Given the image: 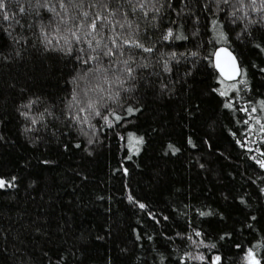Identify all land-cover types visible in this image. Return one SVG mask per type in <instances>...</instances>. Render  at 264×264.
Listing matches in <instances>:
<instances>
[{"label":"trees","instance_id":"trees-1","mask_svg":"<svg viewBox=\"0 0 264 264\" xmlns=\"http://www.w3.org/2000/svg\"><path fill=\"white\" fill-rule=\"evenodd\" d=\"M6 3L20 23L0 20V179L15 177L0 189V264H247L249 249L264 264V0H112L125 28L102 44L131 33L152 51L88 64L96 53L68 52L54 13ZM220 47L237 82L214 67ZM89 101L101 116L80 112Z\"/></svg>","mask_w":264,"mask_h":264},{"label":"snow or ice","instance_id":"snow-or-ice-1","mask_svg":"<svg viewBox=\"0 0 264 264\" xmlns=\"http://www.w3.org/2000/svg\"><path fill=\"white\" fill-rule=\"evenodd\" d=\"M69 3H72L77 9H79V12L77 15L74 16H67V5L65 3V0H59V7L64 10L65 15L62 16L60 12L57 11L55 6L49 7V0H35L36 3V13L39 15V9L45 8L47 11L52 12L55 14L56 17H59V21L57 24V27L54 29L56 33H60L61 29L59 25H64V30L68 33H70L72 40H70L65 35H60L59 39L63 40L66 45H68V52L72 51V42L73 40L75 43L79 44L81 41H85L88 44V48L91 50V52L96 53V55H89L87 59H83L82 62L84 64L90 63L92 60H97L99 62V58L101 56L105 57H111L113 55H124L123 47L129 46L134 47L138 49H142L144 52H151L152 48L145 47L144 44L140 43L137 38L134 37L131 33L127 35L126 38H121V34L119 32L116 33L114 37L109 36L107 39L111 41V46H109L108 43H103L105 37L103 33L105 32V29H110L112 31H115L116 27L123 29L125 28V24L121 23L119 19H116L118 15H126V13H122L121 7L112 8L111 2L112 0H68ZM129 4L133 3V0H127ZM138 2V0H137ZM224 3H228L229 0H223ZM251 2L254 4L256 0H251ZM87 3V8L89 10H85V4ZM240 3H243V0H240ZM139 7L142 9L144 8V3H139ZM9 11L7 9V3L6 0H0V20L8 21L9 27H12V22L14 21L16 24H19L20 21L15 18V13L9 14ZM19 13H25L26 9L24 7H20L18 9ZM233 16H235V13H233ZM46 27H51V23L48 26H41L42 33L45 32ZM127 27L131 29V24L128 23ZM7 31V29H5ZM8 35H11V32H8ZM173 33L169 31L167 33V37H171ZM97 37H100L97 39ZM165 37V38H167ZM45 40L48 44L52 43V39H48L47 34H45ZM59 42V40L57 41ZM81 51H84L81 49ZM220 53H225L229 57H231V53L226 52L225 49H219L216 53L217 59H219ZM134 55V54H132ZM232 61V68L231 72L227 73L225 72L224 68L218 63L217 67L220 68L221 74L227 76L228 79H234L235 76H238L240 74L239 69L236 67V61L235 57H231ZM123 63L125 65L128 64V60H124ZM127 72L130 74L132 69L130 67L126 68ZM89 71H93L92 69H89ZM109 69L104 68L103 66H99L94 70V75L97 76V78H104L105 81L107 80V74ZM99 88V91L103 92L104 88L102 86H97ZM89 91H96V88H88L84 90V95L87 96ZM226 93H221V95H225ZM73 100L76 99L75 96L72 97ZM231 105H229L230 107ZM97 104L89 101L87 103L86 108H80V112L88 111L89 114H94L95 116H101V112L96 110ZM129 112H132L133 110L131 108L128 109ZM255 111V109H253ZM77 120L80 119L79 116L75 117ZM107 121V116L103 117ZM117 120L120 119L119 116L116 117ZM33 123H35V120H33ZM264 128V125L261 126ZM137 143H141V140L136 141ZM79 147V145H77ZM169 147H172L169 145ZM264 155V154H262ZM261 168H264V159L257 160L256 161ZM15 180V177L12 178V181H5L4 179H0V189L7 187H14L13 181ZM141 208L144 207L143 204L140 205ZM202 215L204 213H201ZM197 236L200 235V233H196ZM225 237L222 236L221 239H224ZM200 259H203V257H200ZM247 264H261V261L256 258L255 253L252 249H249L246 254ZM221 257L217 256L215 258V261L213 264H220Z\"/></svg>","mask_w":264,"mask_h":264},{"label":"water","instance_id":"water-1","mask_svg":"<svg viewBox=\"0 0 264 264\" xmlns=\"http://www.w3.org/2000/svg\"><path fill=\"white\" fill-rule=\"evenodd\" d=\"M219 49H225L226 52L231 53V57H235L236 67L239 69L240 74L238 76H235L234 79H228L227 76L222 75L221 74V71H220V68L217 67V64L219 63L224 68L225 72H227V73H230L231 72V68H232L231 57H229L225 53H220L219 59H217L216 53H217V51ZM213 61H214V67H215L217 73L219 74V76L221 77V79L223 81H225L227 83H234V82H237L240 79V77L242 75L241 65H240L237 57L235 56V54L230 49H228L227 47H220V48H218L216 50L215 54H214Z\"/></svg>","mask_w":264,"mask_h":264}]
</instances>
